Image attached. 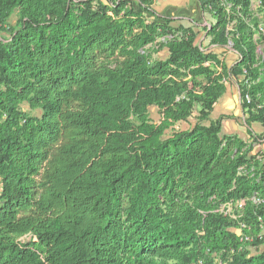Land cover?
<instances>
[{"label":"trees","instance_id":"obj_1","mask_svg":"<svg viewBox=\"0 0 264 264\" xmlns=\"http://www.w3.org/2000/svg\"><path fill=\"white\" fill-rule=\"evenodd\" d=\"M155 1L0 0V264H264L263 161L221 119L203 124L228 69ZM230 1L250 17L249 0ZM200 4L210 45L226 46L220 0ZM249 24L231 33L230 76L247 125L264 129ZM158 37L172 39L165 62L145 49Z\"/></svg>","mask_w":264,"mask_h":264},{"label":"crops","instance_id":"obj_2","mask_svg":"<svg viewBox=\"0 0 264 264\" xmlns=\"http://www.w3.org/2000/svg\"><path fill=\"white\" fill-rule=\"evenodd\" d=\"M135 6L138 8V5L134 4V7ZM153 11L157 18L169 21L172 28H182L187 30L185 32H191L194 35V47L198 48L204 54L211 53L216 55L227 67L229 77L224 82L225 92L214 104L209 121L203 124L207 126L210 121L221 119V135L238 138L251 146L253 144L250 155L258 157L263 161L262 164L264 165V129L258 124L247 125V117L242 107L241 91L239 87L242 78H237V80H235L230 76L232 68L238 63L239 56L232 49L233 47H227L228 43L224 47L210 45L208 33L216 23L215 19L202 10L200 0H156L153 4ZM176 37H180V33L177 34ZM171 40L172 39L169 37H158L152 45L145 48L150 53L152 62L166 61L169 56V50L165 45ZM259 58L261 59V57ZM205 66H209V64L206 63ZM218 104H221V108L218 111L219 113L215 115L214 111ZM148 113L151 120V114H156V120L152 121L158 124L160 117L157 113V109L149 108ZM196 116L197 113L195 112L193 114L194 119ZM178 125L180 127L179 129L176 128ZM194 125L188 120L186 123L176 124L173 130L182 132ZM171 133V131H168V134ZM253 140H256V143H253Z\"/></svg>","mask_w":264,"mask_h":264},{"label":"built area","instance_id":"obj_3","mask_svg":"<svg viewBox=\"0 0 264 264\" xmlns=\"http://www.w3.org/2000/svg\"><path fill=\"white\" fill-rule=\"evenodd\" d=\"M220 2H221V5L224 9V12L228 15V25L226 27V32L228 33V46L227 47L232 48L231 39H232L233 34H231V33L234 32V30H235V24H236L237 18L245 20L246 22H249L250 20H256L257 24L256 25L249 24V27H250V30L252 32V39L256 43L257 57L258 56L261 57V59L259 57L258 58L260 60L264 61V43L261 42V39L264 38V11L262 10L261 0H249V15H250V17H248V18H244V16L240 12L242 6L235 5L230 0H220ZM234 9L237 11L236 13L233 12ZM244 73H245V71H244ZM246 100H247V103L250 101L248 96H246ZM263 106H264V104L259 105L256 108L261 110L262 108L264 109ZM257 140H258V137H257ZM252 142L256 143V140L255 141L253 140ZM252 146H253V144H252ZM253 203L258 205L261 203V200L253 199ZM241 206H242V202L237 203L234 206H232L230 204L228 205V203H226V204H223L219 207L218 212L221 213L222 215L226 216V217L230 216V217L234 218V215H233L234 208L240 209ZM199 264H201V263H199Z\"/></svg>","mask_w":264,"mask_h":264},{"label":"rangeland","instance_id":"obj_4","mask_svg":"<svg viewBox=\"0 0 264 264\" xmlns=\"http://www.w3.org/2000/svg\"><path fill=\"white\" fill-rule=\"evenodd\" d=\"M135 8H136V10L139 12V10H138V8L135 6ZM16 21H17V18H16V16L15 15H13L12 16V18L10 19V23H11V25H15V23H16ZM228 87V86H227ZM221 108V104H218V106H216V108H215V111H214V114L215 115H217L219 112V109ZM22 109L25 111V112H28V107L27 106H23L22 107ZM153 110V109H152ZM31 114L33 115V116H37V117H39L40 115H41V112L40 111H36V112H31ZM156 114H151V118H152V120H156V116H155ZM190 120V123H192L193 125L195 124V119H194V117H192L191 119H189ZM177 129H179L180 127H179V125L176 127Z\"/></svg>","mask_w":264,"mask_h":264}]
</instances>
